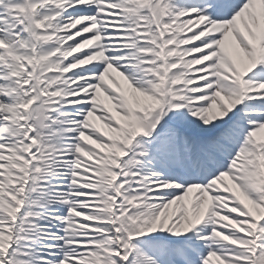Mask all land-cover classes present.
I'll return each instance as SVG.
<instances>
[{"label":"snow or ice","instance_id":"1","mask_svg":"<svg viewBox=\"0 0 264 264\" xmlns=\"http://www.w3.org/2000/svg\"><path fill=\"white\" fill-rule=\"evenodd\" d=\"M0 264H264V0H0Z\"/></svg>","mask_w":264,"mask_h":264}]
</instances>
